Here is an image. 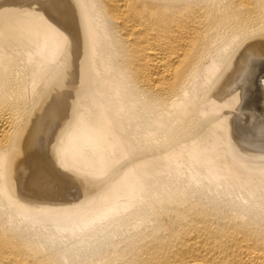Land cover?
I'll return each mask as SVG.
<instances>
[{
    "label": "bare ground",
    "instance_id": "6f19581e",
    "mask_svg": "<svg viewBox=\"0 0 264 264\" xmlns=\"http://www.w3.org/2000/svg\"><path fill=\"white\" fill-rule=\"evenodd\" d=\"M254 103L264 0H0V264H264Z\"/></svg>",
    "mask_w": 264,
    "mask_h": 264
},
{
    "label": "rangeland",
    "instance_id": "374dc122",
    "mask_svg": "<svg viewBox=\"0 0 264 264\" xmlns=\"http://www.w3.org/2000/svg\"><path fill=\"white\" fill-rule=\"evenodd\" d=\"M261 101L262 100H260V104H262L261 103ZM253 108H252V110L254 109V112H253V116H252V120L254 119V117H256L258 120L260 119V120H262L263 122H264V118H262V116L260 115L261 113H260V111H257L258 109L257 108H255V103H254V106H252ZM256 113V114H255ZM258 114V115H257ZM264 116V115H263ZM253 121H249V124H251ZM241 132V133H240ZM239 133V135H237V139L239 140V143L237 144V147H238V149L239 150H242V151H246V152H248V153H250V154H252L253 156H255V154L256 155H259V156H262V157H264V138H262V137H256V135H255V137L253 136L252 137V135H254L252 132H249V134H244V136H243V131H239L238 130V132H237V134ZM246 135L248 136V137H246ZM243 138V139H241V138ZM244 137H246V138H244ZM250 137L252 138L251 140H250ZM247 139V140H246ZM243 143H242V142ZM245 141V142H244ZM247 141H248V144H247ZM263 142V143H262ZM251 143V144H250ZM253 143V144H252ZM245 145H246V147H245ZM254 145V146H253ZM251 146H253V147H251ZM261 146V147H260ZM248 147V148H247ZM263 147V148H262ZM249 148H251V149H249ZM255 148V149H254ZM248 150V151H247ZM255 150V151H254ZM253 152V153H252ZM126 162H128L127 161V159H126V161L124 160L121 164L122 165H124ZM120 166V165H119ZM123 167V166H122ZM114 170H117V171H114ZM120 169H111V170H109V172H111V174L110 173H106V174H104V175H102V177L100 176V179L99 180H97L95 183H93L92 182V184L91 185H87V187L91 190L92 188V192L94 193V194H98V196H100L102 193H105V191H103V190H105V188L107 187V189L108 188H110L111 187V185L110 184H112V182H113V180L116 178H114V176H117L116 174L118 173V171H119ZM121 170H123V169H121ZM121 170H120V172H121ZM110 174V175H109ZM108 176V177H107ZM112 176V177H111ZM98 178H99V176H98ZM113 179V180H112ZM110 180H112L111 181V183H110ZM103 181V182H102ZM100 182H102V183H100ZM108 183H110L109 184V187L107 186L108 185ZM84 190V188H81V190ZM88 189V190H89ZM103 191V192H102ZM107 191V190H106ZM91 192V193H92ZM100 192H102V193H100ZM100 193V194H99ZM103 195V194H102ZM234 195V194H233ZM233 195H231V196H233ZM78 196H79V194H78ZM80 197V196H79ZM234 197L235 196H233V199H234ZM249 201H251V200H249ZM246 203V205H249L250 204V202H248V201H246L245 202ZM104 224L106 223V222H103ZM106 225V224H105ZM103 228V230H108L109 228H106V227H102ZM119 232L120 233H122L120 230L119 231H117V232H115V237H117V239L116 238H114L113 239V241L115 242V241H117V240H119L120 238H121V235H119ZM112 244H110V246H111ZM109 246V245H108ZM110 246H109V248H110ZM112 247V246H111Z\"/></svg>",
    "mask_w": 264,
    "mask_h": 264
}]
</instances>
